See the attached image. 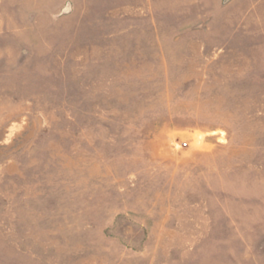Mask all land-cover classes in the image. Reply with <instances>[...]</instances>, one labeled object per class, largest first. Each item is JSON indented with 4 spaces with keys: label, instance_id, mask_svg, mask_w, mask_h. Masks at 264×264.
Masks as SVG:
<instances>
[{
    "label": "rangeland",
    "instance_id": "1",
    "mask_svg": "<svg viewBox=\"0 0 264 264\" xmlns=\"http://www.w3.org/2000/svg\"><path fill=\"white\" fill-rule=\"evenodd\" d=\"M0 264H264V0H0Z\"/></svg>",
    "mask_w": 264,
    "mask_h": 264
}]
</instances>
